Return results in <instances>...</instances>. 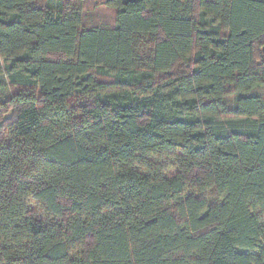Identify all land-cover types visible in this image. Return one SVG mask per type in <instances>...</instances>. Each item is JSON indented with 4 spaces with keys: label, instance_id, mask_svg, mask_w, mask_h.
Instances as JSON below:
<instances>
[{
    "label": "trees",
    "instance_id": "1",
    "mask_svg": "<svg viewBox=\"0 0 264 264\" xmlns=\"http://www.w3.org/2000/svg\"><path fill=\"white\" fill-rule=\"evenodd\" d=\"M102 1L0 0V264H264V0Z\"/></svg>",
    "mask_w": 264,
    "mask_h": 264
},
{
    "label": "rangeland",
    "instance_id": "2",
    "mask_svg": "<svg viewBox=\"0 0 264 264\" xmlns=\"http://www.w3.org/2000/svg\"><path fill=\"white\" fill-rule=\"evenodd\" d=\"M102 3V0H87V4H85L83 8L85 27L93 25V22H91L93 20L100 23L113 24L114 15L112 11L106 9ZM1 69H3L2 61H0V70Z\"/></svg>",
    "mask_w": 264,
    "mask_h": 264
}]
</instances>
